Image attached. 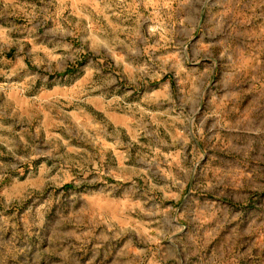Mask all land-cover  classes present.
Returning <instances> with one entry per match:
<instances>
[{
    "label": "clouds",
    "instance_id": "obj_1",
    "mask_svg": "<svg viewBox=\"0 0 264 264\" xmlns=\"http://www.w3.org/2000/svg\"><path fill=\"white\" fill-rule=\"evenodd\" d=\"M0 264H264V0H0Z\"/></svg>",
    "mask_w": 264,
    "mask_h": 264
},
{
    "label": "rangeland",
    "instance_id": "obj_2",
    "mask_svg": "<svg viewBox=\"0 0 264 264\" xmlns=\"http://www.w3.org/2000/svg\"><path fill=\"white\" fill-rule=\"evenodd\" d=\"M5 55H6V57H7L8 59H10V60H11V59H14V56H15V50H13V51H11V52H8V53H6ZM86 59H87V58L85 57L84 60L86 61ZM76 71H79V68H75L73 74H75ZM77 78H79V77H77ZM88 110H89L90 112H92V114H93L94 116H96L97 119H103V118H104L103 113L97 112L96 109L93 108L91 105H89ZM43 118H44L43 115H38V116H37V121L34 122V124L37 123V122H39L40 120H43ZM110 162H111V161H110ZM34 166H38V165H35V164H34ZM69 188H71V185H66L65 188L63 189V191L67 192V191L69 190ZM59 191H60V190H57V192H56L54 195H58V194H59Z\"/></svg>",
    "mask_w": 264,
    "mask_h": 264
}]
</instances>
